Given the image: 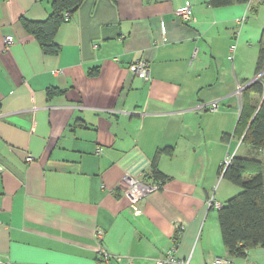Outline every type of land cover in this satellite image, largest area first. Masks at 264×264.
<instances>
[{
  "label": "crops",
  "instance_id": "obj_1",
  "mask_svg": "<svg viewBox=\"0 0 264 264\" xmlns=\"http://www.w3.org/2000/svg\"><path fill=\"white\" fill-rule=\"evenodd\" d=\"M187 3L196 22L176 13ZM50 11V0H0V261L96 264L102 248L109 264H153L176 247L171 264H264V246L229 255L208 206L241 191L220 179L228 156L261 159L249 144L239 155L235 130L237 87L258 75L264 0H84L59 30L58 55L23 24ZM141 58L150 79L129 69ZM213 100L217 111L197 107ZM159 150L169 178L136 215L122 180L158 181Z\"/></svg>",
  "mask_w": 264,
  "mask_h": 264
},
{
  "label": "trees",
  "instance_id": "obj_2",
  "mask_svg": "<svg viewBox=\"0 0 264 264\" xmlns=\"http://www.w3.org/2000/svg\"><path fill=\"white\" fill-rule=\"evenodd\" d=\"M83 1L50 0L51 11L47 19L42 21L23 19L25 29L35 36L45 54L60 53L61 45L57 41L59 30ZM248 1L250 0H209V4L219 7ZM263 67L264 48L260 50L256 73L259 74ZM53 92L54 89H49V93ZM251 93L264 95V82L254 81L244 90L242 110L235 134L243 143L251 145L261 153L260 149L264 148V100L259 108L250 105ZM226 137L227 135H224V138ZM161 154L162 150H159L154 157L153 176L164 183L169 177L158 167ZM223 177L241 187L239 193L218 208L223 242L230 256L246 257L251 249L264 246V161L233 156L231 163L223 171Z\"/></svg>",
  "mask_w": 264,
  "mask_h": 264
},
{
  "label": "built area",
  "instance_id": "obj_3",
  "mask_svg": "<svg viewBox=\"0 0 264 264\" xmlns=\"http://www.w3.org/2000/svg\"><path fill=\"white\" fill-rule=\"evenodd\" d=\"M176 13L178 16H180L185 22H196L197 18L193 15L191 5L190 3H187L186 5L178 8L176 10ZM14 41V38L12 35H9L6 37V42L8 46H10ZM234 50V46L231 49ZM230 59H233V55H229ZM129 69L136 75L144 78V79H150V71L151 66L150 62L146 59H139L133 63L130 64ZM264 72V68L262 71L256 76L257 80L259 75H261ZM260 78V77H259ZM244 92V84H239L237 87L236 93L242 102ZM220 100H213L211 102L207 103H200L197 105V107L201 110H209V111H217L219 109V102ZM261 153L264 155V148L260 149ZM233 156H228L224 162V167L222 169V172L225 171L227 166L231 163ZM27 160L29 162L34 161L33 156H28ZM122 186H123V192L125 196L130 201V206L133 210V213L136 215H139L141 213L139 202L144 199L147 195L150 193L160 189L162 187V182L151 180L148 181L146 179V176H140V177H134L130 176L129 174H126L124 176V179L122 180ZM208 206L211 208H220L222 206V203L219 202L215 196H211L208 198ZM179 238L175 239V243L178 244ZM176 247H173L171 250H169L163 257L157 259L153 264H171L173 262L177 261L176 257ZM98 261L96 264H109L110 263V254L103 250L102 248L98 251ZM249 253V252H248ZM0 264H8V262L1 260ZM127 264H135L131 259L127 261ZM209 264H233V260L231 257L225 256V257H217L209 262ZM248 264H257L256 262L250 261Z\"/></svg>",
  "mask_w": 264,
  "mask_h": 264
},
{
  "label": "rangeland",
  "instance_id": "obj_4",
  "mask_svg": "<svg viewBox=\"0 0 264 264\" xmlns=\"http://www.w3.org/2000/svg\"><path fill=\"white\" fill-rule=\"evenodd\" d=\"M264 68V67H263ZM260 77V78H259ZM258 77V79H260L262 82H264V75H262V76H259ZM258 151V150H257ZM239 155H241V156H249V152H248V150H247V144L246 143H244V145L242 146V148L240 149V151H239ZM255 156H252L251 155V158H254ZM259 157V156H258ZM260 157H261V159L264 161V156H263V154H260ZM247 158H250V157H247ZM255 158H257V157H255ZM221 178H223V172H222V170H221V173H220V179ZM230 184H233L232 186H234L235 188H239L238 190L240 191V189H241V187L240 186H238V185H235L234 183H232L231 181L229 182ZM218 189V184L216 185V187H215V190H214V193L216 192V190ZM232 193V192H231ZM233 193H237V192H233ZM235 195V194H234Z\"/></svg>",
  "mask_w": 264,
  "mask_h": 264
},
{
  "label": "water",
  "instance_id": "obj_5",
  "mask_svg": "<svg viewBox=\"0 0 264 264\" xmlns=\"http://www.w3.org/2000/svg\"><path fill=\"white\" fill-rule=\"evenodd\" d=\"M254 81H257V77H255L254 79H252V80L250 81V83H248V85L252 84ZM263 100H264V95H263V98H262V101H261L260 105L262 104ZM260 105H259V107H260ZM259 107H258V108H259Z\"/></svg>",
  "mask_w": 264,
  "mask_h": 264
},
{
  "label": "bare ground",
  "instance_id": "obj_6",
  "mask_svg": "<svg viewBox=\"0 0 264 264\" xmlns=\"http://www.w3.org/2000/svg\"><path fill=\"white\" fill-rule=\"evenodd\" d=\"M262 75H264V74H261V75H259V76H262Z\"/></svg>",
  "mask_w": 264,
  "mask_h": 264
}]
</instances>
